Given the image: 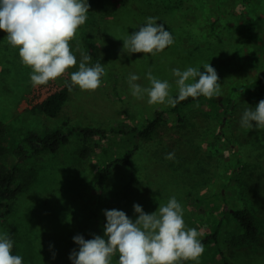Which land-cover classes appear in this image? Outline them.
I'll return each instance as SVG.
<instances>
[{
	"label": "rangeland",
	"instance_id": "374dc122",
	"mask_svg": "<svg viewBox=\"0 0 264 264\" xmlns=\"http://www.w3.org/2000/svg\"><path fill=\"white\" fill-rule=\"evenodd\" d=\"M141 1L0 0L8 148L27 128L110 130L163 111L130 165L113 162L103 183L98 169L132 148L131 137L109 132L83 157L87 144L73 134L31 159L23 191L0 214L6 264H73L100 250L105 222L117 246L104 264H264V79L231 90L264 75V0H165V12ZM77 73L57 116L29 104L42 78L64 84ZM188 89L220 103L174 112L172 97ZM216 135V149L206 145ZM184 150L200 161L173 154ZM237 207L253 215L255 238L228 215L217 244L206 243L224 210Z\"/></svg>",
	"mask_w": 264,
	"mask_h": 264
},
{
	"label": "trees",
	"instance_id": "16d2710c",
	"mask_svg": "<svg viewBox=\"0 0 264 264\" xmlns=\"http://www.w3.org/2000/svg\"><path fill=\"white\" fill-rule=\"evenodd\" d=\"M160 1V0H155ZM165 1V0H164ZM155 5L161 4L163 6L159 9V12L168 11L167 7L162 1L154 3ZM164 9V10H162ZM69 13L73 19H76L74 14L73 6L70 4ZM106 20H101L103 25ZM97 22V21H96ZM99 23H97L98 25ZM95 25V26H97ZM194 74V73H193ZM80 75L73 74L66 79L64 86L56 93L48 97L43 102L34 106V110L42 112L50 117H55L62 110L64 103L69 99V94L72 90L76 88L77 81ZM264 79V75H259L251 82L241 84L239 86H232L231 90L242 91L245 87L259 86ZM48 78H42L41 82H46ZM206 100L213 105H219V98L204 97L203 94L199 92H194L190 89L179 92L172 97L174 112H179L183 108L197 104ZM229 102L230 97L226 98ZM223 101V100H222ZM162 110H156L154 116L151 119L146 120L141 126L128 124L125 122L119 123L117 126L110 130H106L102 127H94L90 125H73L66 129L57 128H46L43 132L36 131L32 128H27L24 136L14 143L10 148H8L5 143V135L7 131L6 124L0 120V214L1 216L6 214V202L11 201L23 191L24 184L21 181L25 176H27L29 169L26 164L33 158L40 155L42 152H54L61 144L68 141L69 136L77 134L80 138L86 142L87 146L83 148V157L91 154L94 146L98 144L100 140L106 138L109 132L117 133L123 136L131 137L133 141L132 148L128 149L123 155L114 158L107 162L106 165L100 167L98 174V181L103 183L109 174L110 167L113 162H119L126 165H130V158L134 154L136 148L138 147V142L140 140L149 139L153 136L157 127L160 125L162 119ZM180 113V112H179ZM214 140H209L206 145H209L216 149L217 139L219 135ZM184 147V146H183ZM184 148H187L185 146ZM191 148V147H189ZM177 159L183 158L186 162L192 160L193 162H199L201 156L199 157L194 150L192 155L189 154L187 150H184L181 155H178L177 151L173 153ZM200 155V154H199ZM209 160V159H208ZM198 164V163H197ZM181 168V165H178ZM187 170V169H186ZM199 168L196 167L195 174L198 176ZM193 177V176H192ZM196 178V176H195ZM199 200V199H197ZM232 216L235 222L240 226L244 232V237L253 240L257 234V226L251 212L245 207H237L231 209H225L223 216L216 222L214 230L212 232L206 233L205 242L209 243L211 240L214 244H217L218 232L224 220L227 217ZM104 229L106 232L105 242L98 252L94 254L86 255L81 259L75 261L73 264H104V257L109 249H114L116 244L115 238V228L112 223L105 222ZM204 242V241H203ZM5 244H0V264H6L5 262ZM223 264H228L225 260Z\"/></svg>",
	"mask_w": 264,
	"mask_h": 264
},
{
	"label": "built area",
	"instance_id": "2783aa9c",
	"mask_svg": "<svg viewBox=\"0 0 264 264\" xmlns=\"http://www.w3.org/2000/svg\"><path fill=\"white\" fill-rule=\"evenodd\" d=\"M63 86V83L55 79H49L46 82L35 83L30 91L29 104L34 106L43 102L51 95L58 92Z\"/></svg>",
	"mask_w": 264,
	"mask_h": 264
},
{
	"label": "crops",
	"instance_id": "0c3cea01",
	"mask_svg": "<svg viewBox=\"0 0 264 264\" xmlns=\"http://www.w3.org/2000/svg\"><path fill=\"white\" fill-rule=\"evenodd\" d=\"M164 4L166 3L164 0H161ZM161 1H155V0H142L141 2L144 3H157V2H161ZM161 9V8H160ZM123 63V62H122ZM191 206H193V203L191 202Z\"/></svg>",
	"mask_w": 264,
	"mask_h": 264
}]
</instances>
